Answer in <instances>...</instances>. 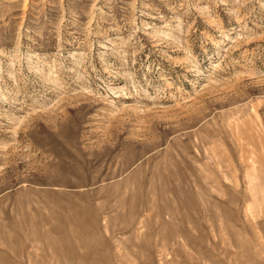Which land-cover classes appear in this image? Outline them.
<instances>
[{"label": "rangeland", "instance_id": "obj_1", "mask_svg": "<svg viewBox=\"0 0 264 264\" xmlns=\"http://www.w3.org/2000/svg\"><path fill=\"white\" fill-rule=\"evenodd\" d=\"M263 141L264 0H0V264H264Z\"/></svg>", "mask_w": 264, "mask_h": 264}, {"label": "crops", "instance_id": "obj_2", "mask_svg": "<svg viewBox=\"0 0 264 264\" xmlns=\"http://www.w3.org/2000/svg\"><path fill=\"white\" fill-rule=\"evenodd\" d=\"M258 137H259V136H258ZM254 141H255V140H254ZM254 141H253V143H254ZM254 144H255V143H254ZM261 144H263V147H264V141H263V142H260V145H261ZM249 156H250V155H249ZM249 156H246L245 158H247V159L244 158L243 161H244V160L247 161V160L249 159ZM252 156H254V155H252ZM253 160H254V162H253V164H251L252 167H253V166L255 165V163H257V162L260 163V164H262V166H264V158H263V159H260V158H258V157H256V156H254V157H253Z\"/></svg>", "mask_w": 264, "mask_h": 264}, {"label": "bare ground", "instance_id": "obj_3", "mask_svg": "<svg viewBox=\"0 0 264 264\" xmlns=\"http://www.w3.org/2000/svg\"><path fill=\"white\" fill-rule=\"evenodd\" d=\"M253 157H254V156H251V155H250V157H249V161H248V162H250V164H252V163L254 162ZM251 166H252V165H251Z\"/></svg>", "mask_w": 264, "mask_h": 264}]
</instances>
